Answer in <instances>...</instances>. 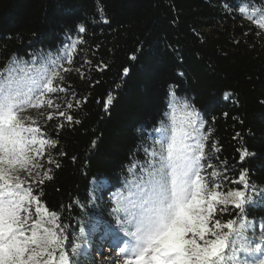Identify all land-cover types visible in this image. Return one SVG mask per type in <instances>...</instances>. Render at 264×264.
Masks as SVG:
<instances>
[{
	"label": "trees",
	"instance_id": "1",
	"mask_svg": "<svg viewBox=\"0 0 264 264\" xmlns=\"http://www.w3.org/2000/svg\"><path fill=\"white\" fill-rule=\"evenodd\" d=\"M249 5L260 8L264 0H0V65L36 53L56 57L76 43L72 65L65 63L69 91L56 100L61 110L73 102V121L56 115L44 127L58 141L51 155L59 167L45 158L41 171L51 168L52 179L39 185L66 226L69 254L82 246L74 264H111L95 256L112 243L109 197L166 119L170 85L200 111L201 130L219 148L212 153L219 170L232 180L246 170L250 185L264 190V34L256 35L264 30L241 15L239 7ZM238 149L249 155L241 160ZM249 197L245 215L259 237L264 197L251 188Z\"/></svg>",
	"mask_w": 264,
	"mask_h": 264
},
{
	"label": "snow or ice",
	"instance_id": "2",
	"mask_svg": "<svg viewBox=\"0 0 264 264\" xmlns=\"http://www.w3.org/2000/svg\"><path fill=\"white\" fill-rule=\"evenodd\" d=\"M239 10L264 30V6ZM85 31L80 25L79 32ZM75 50L72 43L56 57L36 53L0 65V264H74L72 257L82 247L73 245L69 254L66 226L42 201L39 189L52 179L51 168L41 171L42 161L59 167L51 155L58 141L44 127L56 115L73 121L67 112L73 102L61 110L56 100L69 91L64 74L72 68L65 63L72 65ZM128 72L123 69L124 75ZM169 97L166 119L152 129L149 143L141 145L143 158L129 160L121 186L109 197L111 221L105 229L112 255L107 259L111 264H264V231L256 237V225L245 215L250 188L261 197L264 190L250 185L246 170L235 180L219 170L212 155L219 148L201 130L200 111L177 97L172 85ZM112 101L109 94L105 110ZM81 102L75 99L76 105ZM237 151L241 160L249 155L247 149ZM226 185L237 187L225 190Z\"/></svg>",
	"mask_w": 264,
	"mask_h": 264
},
{
	"label": "rangeland",
	"instance_id": "3",
	"mask_svg": "<svg viewBox=\"0 0 264 264\" xmlns=\"http://www.w3.org/2000/svg\"><path fill=\"white\" fill-rule=\"evenodd\" d=\"M110 255H112V253H110L107 248L106 249L103 248V251H101V253H99V254L96 253L95 256L98 257V259L100 258L103 260L104 258L107 259V257Z\"/></svg>",
	"mask_w": 264,
	"mask_h": 264
}]
</instances>
